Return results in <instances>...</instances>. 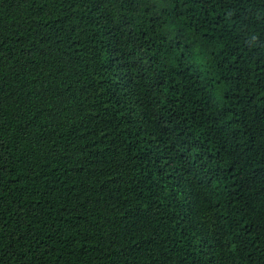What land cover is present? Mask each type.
<instances>
[{
	"label": "trees",
	"instance_id": "trees-1",
	"mask_svg": "<svg viewBox=\"0 0 264 264\" xmlns=\"http://www.w3.org/2000/svg\"><path fill=\"white\" fill-rule=\"evenodd\" d=\"M0 264H264V0H0Z\"/></svg>",
	"mask_w": 264,
	"mask_h": 264
}]
</instances>
